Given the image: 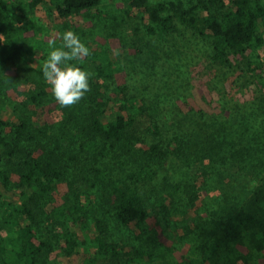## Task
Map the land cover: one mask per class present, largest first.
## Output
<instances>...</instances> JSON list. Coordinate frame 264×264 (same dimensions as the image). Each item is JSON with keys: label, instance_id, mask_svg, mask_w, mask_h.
I'll return each instance as SVG.
<instances>
[{"label": "trees", "instance_id": "1", "mask_svg": "<svg viewBox=\"0 0 264 264\" xmlns=\"http://www.w3.org/2000/svg\"><path fill=\"white\" fill-rule=\"evenodd\" d=\"M49 1L60 18L83 16L102 2ZM186 1L124 0L127 8L142 11L140 21L147 34L156 35L170 46L173 44L172 48L162 51L160 44L152 41L142 48H133L134 45L128 43L119 60L114 57L112 49L99 46L93 49L95 51L88 52L94 71L82 82L75 77L78 93L65 98V113L73 108L70 119L77 122L79 117L83 122L79 129L84 135L82 145L85 151L92 152L97 162L107 157H125L131 165L129 169L134 170L125 179L110 175L106 166L98 168L97 182L93 186L101 184V189L114 195L116 219L126 227L136 228V231L141 230L149 216L144 195L147 184L158 173L155 165L171 158L177 161L183 156L188 158L201 154V157L213 159L214 162L225 160L228 170L239 169L240 172L247 167L243 166L246 152L235 139L232 140L236 143L217 145L218 137L237 130V125L229 122L226 128L212 132L209 130V117L189 114L191 125L186 132L192 135L183 134L179 130L183 129L182 120L188 119L178 118L172 105V95L177 92L176 85L183 86L187 81L184 74L185 55L179 43L188 45L204 40L214 51V60L221 62L228 55V49L246 51L264 47V4L260 0H196V4L187 6ZM42 2L0 0V68L23 67L30 48L22 41L21 26ZM140 30L135 27L136 32ZM34 44L43 46L41 43ZM66 50L62 46V51ZM168 51L172 54H168ZM76 63L79 71L84 73L85 61L78 56ZM123 74L142 77L154 91L155 97L131 95L129 86L123 82L124 79L126 81ZM153 74L156 75L155 80ZM44 94V90L38 95L31 94L30 102L35 103ZM21 110L23 115L19 117L15 131L7 135L9 123L2 119L0 106V211L3 231L0 236V264H39L43 252L50 248L41 235L42 229L47 228L44 225L49 222L57 227L68 226V231L64 233L65 254L78 256L83 254V250L84 256L78 264H162L152 252L109 237L108 224L93 212L98 209L91 192L71 185L68 192L72 198L67 195L65 203L57 205L56 188L63 173L52 156L54 154L48 157L29 153L24 161L13 160L17 158L21 141L26 138L30 127L25 113H31V108L25 104ZM240 120L246 122L244 118ZM258 150L264 158V143ZM261 165L262 175L251 190L248 201L226 220L219 222L228 241L259 251L264 250V159ZM216 168L213 165L214 172ZM220 173L225 172L221 170ZM152 186L156 187L153 190L157 194V202L153 206L158 210L169 208L167 199L172 205L177 195L183 200V196L178 194L180 191H184L183 195L193 192L189 184L180 186L166 183L157 187L152 183ZM187 206L191 211V206ZM74 227L84 232L83 241L78 232L71 229ZM239 258L241 255H228L222 256L221 261L222 264H237Z\"/></svg>", "mask_w": 264, "mask_h": 264}, {"label": "rangeland", "instance_id": "2", "mask_svg": "<svg viewBox=\"0 0 264 264\" xmlns=\"http://www.w3.org/2000/svg\"><path fill=\"white\" fill-rule=\"evenodd\" d=\"M260 1L264 4V0ZM196 3V0L186 1L187 6ZM142 17V11L127 8L124 0H102L85 15L69 18H60L52 9L50 1L43 0L29 14L28 21L22 24L20 30L22 41L30 48L26 62L22 68H0L1 117L9 123L6 134L15 131L19 117L23 115L22 106L27 104L32 110L31 113H25L30 127L26 138L21 141L17 158L13 160L24 161L29 153L48 157L54 154L52 156L63 173L56 188L57 205L64 204L67 195L72 198L68 192L71 185L91 192L98 209L93 212L108 224L109 237L152 252L162 264H222V256L228 255H241L237 264H264V250L249 249L228 241L219 223L248 201L251 190L262 175L261 163L264 158L258 149L264 143V47L246 51L228 49V55L221 62L214 60V51L203 37V42L195 41L188 45L179 43L185 55L184 74L187 81L183 86L176 85L177 92L172 95V105L180 120L188 119L182 120L183 129L180 128V132L192 135L186 132L191 125L189 114L209 117V130L212 132L226 128L229 122L237 125V130L219 136L217 145L224 146L235 139L246 152L243 164L247 165L245 171L228 170L225 160L218 158L214 162L213 159L201 157V154L188 158L183 156L177 161L173 158L162 161L155 165L154 169L158 173L147 184L144 198L149 216L139 231L122 225L116 219L114 195L101 189V184L93 186L97 182L98 168L106 166L110 175L125 179L134 170L129 169L130 164L125 157H107L97 162L92 152L85 151L82 145L84 135L79 129L83 122L79 117L77 122L70 119L73 108L65 113V98L78 93L75 77L82 82L94 71L88 52L99 46L112 49L114 57L119 60L128 43L134 45L133 48H142L152 41L160 44L162 51L172 48L173 44L170 46L156 35L147 34L140 21ZM135 27L141 30L136 32ZM35 42L43 46H35ZM62 46L67 48L66 52L62 51ZM168 54L172 52L168 51ZM78 56L86 63L84 73L77 66ZM123 75L126 81L121 78L129 86L131 95L155 97L154 91L142 77ZM152 77L155 80L156 75ZM41 90L45 94L31 103L29 96L38 95ZM140 146L147 148L145 145ZM213 165L218 167L215 172ZM221 170L225 173L221 174ZM163 178L164 181L160 182ZM152 183L157 187L166 183L180 186L189 184L193 192L183 195L184 191H180L178 194L183 196V200L177 195L173 205L169 199L166 200L168 209L158 210L153 206L157 202V194ZM187 205L191 206V211ZM52 223L45 224L47 228L42 229L41 235L50 248L43 252L39 264H78L84 251L78 256L66 255L64 233L68 231V226L57 227ZM71 229H75L83 241L84 232L77 227ZM2 234L0 211V236Z\"/></svg>", "mask_w": 264, "mask_h": 264}]
</instances>
